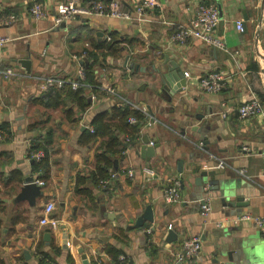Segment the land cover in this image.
<instances>
[{"label": "crops", "instance_id": "1", "mask_svg": "<svg viewBox=\"0 0 264 264\" xmlns=\"http://www.w3.org/2000/svg\"><path fill=\"white\" fill-rule=\"evenodd\" d=\"M31 1L0 0V36L7 39L0 68L19 75L0 81V264H83V255L88 264H119L120 257L125 264H187L178 254L194 237L201 249L192 264H264V235L252 221H232L243 213L264 217V120H241L236 112L253 92V65L264 87V0H155L142 16L134 7L144 0H121L129 20L92 15L58 26L32 20ZM39 1L49 10L57 2ZM201 2L218 7L224 48L169 41ZM87 64L102 91L85 88L83 111L75 101L57 108L37 102L43 91L33 76L75 79ZM175 65L186 82L180 91L167 79ZM211 71L227 78L218 94L195 82ZM107 87L159 121L138 125L133 139L121 133L114 149L125 147L122 153L105 152V138L81 141L95 115L119 107ZM47 133L49 172L41 178L30 147ZM100 153L111 166L95 185L90 176L101 167ZM216 159L225 168L217 169ZM26 177L45 182L30 201L19 198ZM200 177L206 190L196 184ZM174 180L179 201L169 204L163 192ZM47 203L54 225L40 223Z\"/></svg>", "mask_w": 264, "mask_h": 264}, {"label": "built area", "instance_id": "2", "mask_svg": "<svg viewBox=\"0 0 264 264\" xmlns=\"http://www.w3.org/2000/svg\"><path fill=\"white\" fill-rule=\"evenodd\" d=\"M121 0H57L55 6L52 9H47L39 0H32L30 8L28 10L29 16L34 21H40L48 19L54 26H58L62 23L76 20L79 17H90L92 15L109 16L117 19L129 20L131 19V13L123 9ZM157 6L155 0H144L142 3L136 4L134 12L142 16L145 12H151L154 7ZM220 23L219 9L215 3H199L196 6L193 16L185 23H181L177 26L175 32L170 36L169 41L171 43H177L185 45L187 42H200L205 45H209L216 48H224V39L218 32ZM235 28L239 33L244 30L243 23L237 21ZM7 39L0 36V49L5 45ZM232 57L237 61L240 57V52L235 50L231 53ZM19 76L9 67L0 68V81L9 80L12 77ZM34 81H37L43 91H47L50 88H62L65 85H69L71 89L77 90L80 87L89 88L90 86L85 82L84 69L78 71V75L75 79H65L62 77L54 76H33ZM227 78L222 72L211 71L204 76L196 79V85L198 88L207 94H218L226 86ZM107 94L115 96L118 100L119 107H130L142 113L146 126H152L159 121L156 117L150 114L145 107H139L129 100L120 96L113 88L107 87L104 89ZM238 117L241 120H247L252 118H261L264 120V106L261 104L258 96L253 92L250 96L243 101L236 109ZM129 123L136 122L135 118H129ZM89 130L92 131L91 127ZM6 135L0 133V140H3ZM151 145L153 143H150ZM35 160H40L44 156L41 152L33 153L31 155ZM216 168L223 169L226 163L222 159H216ZM145 173L151 174V170L143 169ZM239 175L246 176V171L240 169L237 171ZM129 176H132V171L127 172ZM112 177H114L112 175ZM32 183L42 187L45 182L40 179H33ZM181 184L178 180H174L170 186L164 189V201L166 203H173L179 201ZM203 190H206L203 189ZM201 207L204 215L209 213L210 206L205 199H202ZM54 206L51 203H47L44 209V216L41 218V224H52L54 221L48 219V215L53 211ZM242 220L252 221L254 227L257 228L262 235H264V217H252L247 213L240 214L232 218L233 223L238 224ZM170 228L171 226L168 225ZM201 249V242L199 238H191L183 243V247L178 254L180 262L192 264L198 256ZM119 264H125L124 257H120Z\"/></svg>", "mask_w": 264, "mask_h": 264}, {"label": "trees", "instance_id": "3", "mask_svg": "<svg viewBox=\"0 0 264 264\" xmlns=\"http://www.w3.org/2000/svg\"><path fill=\"white\" fill-rule=\"evenodd\" d=\"M253 66L254 68L252 70V77L249 85L252 91L259 96L261 102L264 104V87L258 76L259 67L256 65ZM83 69L86 84L94 86L92 88L96 87L97 91L101 92L102 90H99L97 84L92 81L91 65H83ZM84 90L85 88L83 87L73 90L69 85H65L62 88H50L43 93L42 97L37 100V102L45 108H57L63 105L66 101H75L77 102L79 109L83 111L88 106V102H86L81 96V93H83ZM131 117L136 120L133 124L128 121ZM144 121L142 113L137 110L131 109L130 107H114L110 112L103 111L95 115L90 125L92 131L89 129L85 130L81 136V141L89 143L98 138H105V152L113 154L122 153L125 147H122L120 150L114 149L119 145L120 136L124 133L127 134L129 138L133 139L138 133V125L144 124ZM49 134L50 133H47L45 136L41 137L40 141H33L30 147V156L39 149H42L44 152V157L42 159L33 161L32 163L33 172L40 171L41 178H47L49 172V154L44 146V144L50 139ZM97 160L99 163H102L101 167L99 166L97 168V174H92L90 176L95 185H99L102 180L108 177L107 168L111 166L110 160L104 155V153L97 154ZM84 180V178H79L78 181L84 182Z\"/></svg>", "mask_w": 264, "mask_h": 264}, {"label": "water", "instance_id": "4", "mask_svg": "<svg viewBox=\"0 0 264 264\" xmlns=\"http://www.w3.org/2000/svg\"><path fill=\"white\" fill-rule=\"evenodd\" d=\"M221 17V14H220ZM177 70H171L169 72V74L167 75V79L170 81H174L172 83H174V89L180 91L182 89L183 86H185V78H184V74L179 70L178 65H175ZM174 71V72H173ZM148 151L150 153V155H152L154 153V148H148ZM207 172H202L201 176H206ZM33 178L32 177H26L25 178V183L23 188L20 191L19 194V198L20 199H25V200H32L36 195L39 194V186L35 185L34 183H32ZM197 186L201 189V191L203 190V179L200 177L198 178V181H196ZM261 248L264 249V246H262ZM228 258L229 259H233V257L231 256V253H228ZM83 259V264H88L85 255H83L82 257Z\"/></svg>", "mask_w": 264, "mask_h": 264}, {"label": "rangeland", "instance_id": "5", "mask_svg": "<svg viewBox=\"0 0 264 264\" xmlns=\"http://www.w3.org/2000/svg\"><path fill=\"white\" fill-rule=\"evenodd\" d=\"M41 87V86H40ZM43 91V90H42ZM46 91H43V93H45Z\"/></svg>", "mask_w": 264, "mask_h": 264}]
</instances>
